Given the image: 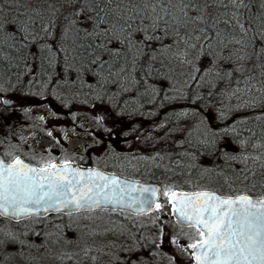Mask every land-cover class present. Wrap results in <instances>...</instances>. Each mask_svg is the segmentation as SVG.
<instances>
[{"label":"snow or ice","instance_id":"1","mask_svg":"<svg viewBox=\"0 0 264 264\" xmlns=\"http://www.w3.org/2000/svg\"><path fill=\"white\" fill-rule=\"evenodd\" d=\"M18 112L91 143L0 139V264H264V0H0Z\"/></svg>","mask_w":264,"mask_h":264},{"label":"rangeland","instance_id":"2","mask_svg":"<svg viewBox=\"0 0 264 264\" xmlns=\"http://www.w3.org/2000/svg\"><path fill=\"white\" fill-rule=\"evenodd\" d=\"M46 111L47 110L44 108H33V112L35 115L46 114ZM17 115L19 117V120L24 124L20 128H18L15 133H10L13 141L18 140L21 136L25 137L27 141L34 140V138H37V134L39 133V135L41 136V139L38 142L39 146H53L56 147V149L61 150L62 154L77 157L84 153L83 145L86 143H91V141L87 139L86 135L84 134L83 129L79 127V124H85L86 126L91 127L90 122L85 115H80L78 117V123L75 125L70 115L63 116L59 120L49 118L47 124H44L43 122L31 121L20 112H18ZM43 127L46 128V131L42 129ZM47 128H49L56 134L54 137H56V140H59L61 142L60 144H57L53 137L52 139L47 137ZM173 223L174 221L172 219H169V230H172ZM165 247L168 251L173 252L178 256V258L180 259V264H190L186 256L175 253V249L169 248L167 244L165 245Z\"/></svg>","mask_w":264,"mask_h":264},{"label":"flooded vegetation","instance_id":"3","mask_svg":"<svg viewBox=\"0 0 264 264\" xmlns=\"http://www.w3.org/2000/svg\"><path fill=\"white\" fill-rule=\"evenodd\" d=\"M23 124L24 123L19 120V117H18L17 114L10 121L11 127H9V125L4 124L2 121H0V139H3L6 133H12V132L15 133L18 130V128H20ZM42 129L44 131H46V128L45 127H43ZM47 131H52V130H50L49 128H47ZM55 135L56 134L53 132V137ZM47 137H49V136L47 135ZM37 138L36 139L34 138V140H30V141H27L26 139L23 140V141H20V139H18V140H14L13 142L14 143H20L21 144V147H22V149H23L24 152H32V151H34L36 153H44V150L45 149H51L53 156H60V155H62L61 150L56 149V147H53V146H50V147L39 146L38 142L41 139V136L39 135V133L37 134ZM49 138L52 139V137H49ZM54 138H55V141H56V137H54ZM3 151H4V149L2 147H0V154H2ZM83 152H84V150H83ZM82 155L87 156L86 153H83ZM92 155H95V153H93ZM77 162L81 163L83 166H92V160L91 159H86L85 161H79L78 160ZM100 166L103 167V163H101ZM106 170L112 171L113 169H110L109 168V169H106Z\"/></svg>","mask_w":264,"mask_h":264},{"label":"trees","instance_id":"4","mask_svg":"<svg viewBox=\"0 0 264 264\" xmlns=\"http://www.w3.org/2000/svg\"><path fill=\"white\" fill-rule=\"evenodd\" d=\"M148 178L149 179H154V180H157V181H163L165 179V177H163L159 173H157V175L155 177H148Z\"/></svg>","mask_w":264,"mask_h":264},{"label":"water","instance_id":"5","mask_svg":"<svg viewBox=\"0 0 264 264\" xmlns=\"http://www.w3.org/2000/svg\"><path fill=\"white\" fill-rule=\"evenodd\" d=\"M85 167H87V166H85ZM148 182H150V181H148ZM150 183H153V184H158V183H154V182H150Z\"/></svg>","mask_w":264,"mask_h":264}]
</instances>
